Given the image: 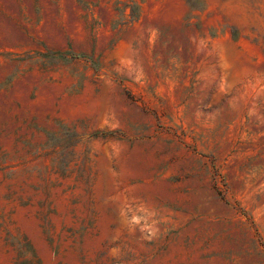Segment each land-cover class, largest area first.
Masks as SVG:
<instances>
[{"label":"rangeland","instance_id":"374dc122","mask_svg":"<svg viewBox=\"0 0 264 264\" xmlns=\"http://www.w3.org/2000/svg\"><path fill=\"white\" fill-rule=\"evenodd\" d=\"M211 156L264 243V0H0V264H257Z\"/></svg>","mask_w":264,"mask_h":264},{"label":"trees","instance_id":"16d2710c","mask_svg":"<svg viewBox=\"0 0 264 264\" xmlns=\"http://www.w3.org/2000/svg\"><path fill=\"white\" fill-rule=\"evenodd\" d=\"M60 54H61L62 58H79V57L89 58L91 60L92 66L96 69L98 68V61L94 56L87 55L83 51H77V49H75L74 47H71L70 49H67L66 51H61ZM67 56H69V57H67ZM91 134H93L94 136L116 135L114 133V130H111V131H98V130H96V131H93ZM185 145L190 146L186 142H185ZM189 148L194 150L195 152L199 153L196 150L195 146H191ZM202 155L205 156L204 153H202ZM210 162H211V166L213 168L211 187L215 193V196L218 199L222 200L224 203H226L230 208H233L237 212H240L241 214H243L247 218V220H249V227H251V228L253 227V229H254V232L249 231L250 232L249 239H251V241L254 242L255 245L260 244L264 250V243L262 241V238H261V236L257 230V227L255 226V223H254L253 219L251 218L250 214L240 205L238 200L234 199L233 201H231V199H229L226 196L228 187L226 185V181L224 180L223 174L220 172L218 166L216 165L215 158L213 156H211ZM256 240H258V244L256 243ZM258 259L259 260H258L257 264H260L264 261V256L259 257Z\"/></svg>","mask_w":264,"mask_h":264}]
</instances>
